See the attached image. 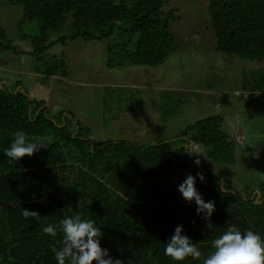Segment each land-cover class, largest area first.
Instances as JSON below:
<instances>
[{"label":"trees","instance_id":"trees-1","mask_svg":"<svg viewBox=\"0 0 264 264\" xmlns=\"http://www.w3.org/2000/svg\"><path fill=\"white\" fill-rule=\"evenodd\" d=\"M6 1L21 10L22 22H38V33L20 36L30 40V54L37 59L51 46L45 45L49 33L68 20L69 33L56 42L121 37L116 46L134 64L159 65L175 48L169 31L174 9L166 5L178 0ZM206 9L217 50L264 61V0H206ZM0 38L9 42L3 32ZM48 58L46 76L64 77L67 61L57 55ZM251 84L242 86L249 96L264 92V76ZM20 85L15 81L0 88V264H58L52 248L62 246L63 233L58 228L51 236L43 228L76 213L95 221L102 232L101 247L123 264H203L214 251L212 241L232 225L264 239V180L256 193L246 186L243 195L218 174L204 169L190 173L181 156L192 142L204 146L214 162L235 163V142L222 130L220 115L199 119L177 137L155 143L101 139L70 111L49 114L45 100L29 97ZM17 131L25 132L29 142L47 138L38 152L17 161L4 154ZM197 173L205 176L204 182ZM188 174L196 178L205 202H215L210 221L204 213L197 215L195 201L189 203L178 191ZM23 209L40 217L26 219ZM180 225L182 235L202 252L200 259L174 261L164 254Z\"/></svg>","mask_w":264,"mask_h":264},{"label":"rangeland","instance_id":"rangeland-1","mask_svg":"<svg viewBox=\"0 0 264 264\" xmlns=\"http://www.w3.org/2000/svg\"><path fill=\"white\" fill-rule=\"evenodd\" d=\"M166 6L174 9L169 31L175 48L161 64L147 66L124 59L116 46L121 37L56 42L69 33L70 20L49 33L45 45L51 46L37 59L30 54V40L20 36L38 33V22H22L21 10L0 0V32L9 41L0 38V88L19 81L29 97L45 100L49 114L70 111L101 139L155 143L177 137L199 119L220 115L222 130L235 142V163L214 162L204 146L191 142L181 156L190 173L208 170L243 195L246 186L256 193L264 180V92L249 96L242 86L264 76V61L241 60L216 49L206 0H178ZM50 55L67 61L64 77L46 76L44 64ZM193 146L201 155L193 156Z\"/></svg>","mask_w":264,"mask_h":264},{"label":"clouds","instance_id":"clouds-1","mask_svg":"<svg viewBox=\"0 0 264 264\" xmlns=\"http://www.w3.org/2000/svg\"><path fill=\"white\" fill-rule=\"evenodd\" d=\"M41 147L43 146L38 142H29L25 132L17 131L14 133L10 148L6 149L4 154L18 161L26 155L32 156ZM191 151L196 153L193 156L201 155L195 146ZM194 163L199 166L200 160L196 159ZM197 175L201 182L205 181L206 178L202 173H197ZM195 184L196 178L188 174L178 186V191L189 203L195 201L197 215L204 213V218L210 221L215 211V202L211 200L205 202ZM22 215L26 219L40 217L38 212L27 209H23ZM207 227L212 228V224L209 222ZM58 228L63 233V239L60 242L62 246L59 250L55 246L52 248L58 264H66V261L67 264H123L122 260L114 259L107 249L101 247L102 232L94 220L85 219L81 213H76L60 220L58 225L48 224L43 228V232L56 236ZM183 231L182 225L175 228L174 235L166 243L164 254L174 261H182L189 256L193 259H200L202 252L188 236L182 235ZM212 245L214 251L203 259V264H264V239L253 230L242 233L239 228L232 225L214 239Z\"/></svg>","mask_w":264,"mask_h":264},{"label":"crops","instance_id":"crops-1","mask_svg":"<svg viewBox=\"0 0 264 264\" xmlns=\"http://www.w3.org/2000/svg\"><path fill=\"white\" fill-rule=\"evenodd\" d=\"M249 94V93H248Z\"/></svg>","mask_w":264,"mask_h":264}]
</instances>
